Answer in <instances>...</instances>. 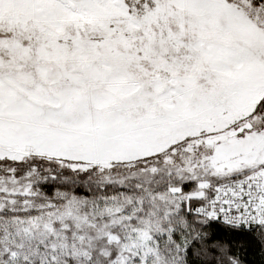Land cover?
Returning a JSON list of instances; mask_svg holds the SVG:
<instances>
[{
    "label": "snow or ice",
    "instance_id": "1",
    "mask_svg": "<svg viewBox=\"0 0 264 264\" xmlns=\"http://www.w3.org/2000/svg\"><path fill=\"white\" fill-rule=\"evenodd\" d=\"M264 264V0H0V264Z\"/></svg>",
    "mask_w": 264,
    "mask_h": 264
},
{
    "label": "trees",
    "instance_id": "2",
    "mask_svg": "<svg viewBox=\"0 0 264 264\" xmlns=\"http://www.w3.org/2000/svg\"><path fill=\"white\" fill-rule=\"evenodd\" d=\"M249 260L252 261V264H260V257L258 254H249Z\"/></svg>",
    "mask_w": 264,
    "mask_h": 264
}]
</instances>
